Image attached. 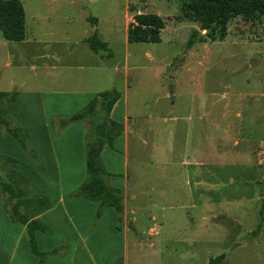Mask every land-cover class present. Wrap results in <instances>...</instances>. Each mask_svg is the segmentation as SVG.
<instances>
[{"label":"rangeland","instance_id":"obj_1","mask_svg":"<svg viewBox=\"0 0 264 264\" xmlns=\"http://www.w3.org/2000/svg\"><path fill=\"white\" fill-rule=\"evenodd\" d=\"M21 1L29 36L34 17L52 13L55 20L47 25L56 32L55 51L72 46L64 55V65L72 68L59 78L61 85L45 88L72 90L75 84L94 90L95 78L98 88L115 85L122 93L125 104L118 111L128 113L121 136L129 139L130 153L126 146L120 151L128 168L112 177L128 183L125 209L141 213L143 230L151 222L156 226L154 236L142 235V245L131 244L127 253L125 248L124 264H206L221 253L228 255L224 264L264 262V14L233 18L223 40H210L203 30V40L188 47L191 32L200 27L185 16L188 0ZM143 12L166 19L160 42H128V25ZM89 16L100 20L98 33L115 54L109 64H101L81 40L95 31ZM18 43L5 40L0 30V91L31 92L38 85L29 68L17 67ZM110 64L115 69L109 70ZM63 106L55 109L71 114ZM55 133L60 132L55 128ZM21 151L23 168L36 172L35 160ZM114 157L107 154L106 164L122 165ZM60 158L57 172L42 171L35 188L29 181L36 194L43 190L52 199L60 192L54 173L80 165L76 155L67 164ZM129 220L123 217L120 226ZM105 250L104 264H115V248Z\"/></svg>","mask_w":264,"mask_h":264},{"label":"crops","instance_id":"obj_2","mask_svg":"<svg viewBox=\"0 0 264 264\" xmlns=\"http://www.w3.org/2000/svg\"><path fill=\"white\" fill-rule=\"evenodd\" d=\"M51 14H37L34 17L35 21L31 30V36H29L26 17V38L22 41L7 40L19 42L18 44L22 45L20 47L22 49L17 51L18 55H15L18 57L17 67L29 68L34 73V77L38 78L36 88L31 92L16 91L18 92L17 100L7 104L12 119L19 125L26 127L29 131L31 143L36 154V160L33 162L37 165L35 168L36 172L32 169L33 173H31L28 169L25 170L23 168L24 160L20 158L23 147L15 141L10 140L1 128L0 154L7 155L18 161V166L26 173L31 185L33 184L32 188H35V183L38 185L37 180L42 171L57 172L55 165L58 164L60 157L63 156L60 159L65 164H67L66 161L70 160L72 154L78 158L80 165H77V170H74L75 166H69L68 164V166L66 165L65 172H61L60 174L54 173L53 176L56 179V184L60 187V192L57 195H52V207L39 216L52 230L51 233L39 232L37 234L40 249L50 251L54 248H60L57 254L50 255L47 258L45 264H104L105 249L109 246L115 248V264H124V259H127L125 248L127 253L131 244L142 245V242L146 238H142V235L154 236L156 226L151 222L143 230L139 225V223L141 224L139 221L141 213L137 210L129 211L124 208V211L120 214L114 208L108 207L98 216V202L83 198H66V194L76 189L86 177L84 126L80 122H75L62 129L56 135L55 128L50 123V118L68 112V110H56L55 107L57 105L62 107L66 105L70 113H73L88 103L97 93L104 91L102 90L104 88H98L99 82L95 78H91L93 82L91 85H94V90H86L84 86L75 84L72 85V90L55 91L51 88H45L46 84L48 87L53 84L61 85L59 78L63 76L67 69L72 68V66L64 65V55H67L72 50V46L69 47L70 43L65 45V48L63 47V52L55 51L54 46L56 41H54L53 37L56 36V32L53 27L49 29L47 25L51 20H55L51 18ZM99 23V19L97 23H93L97 32L100 29ZM86 37L81 40L88 44L84 41ZM15 49L17 48L15 47ZM91 50L95 52L92 48ZM95 53L101 64H107L109 62L108 58H113L115 55L112 51V57L106 55L105 58L102 54L106 52ZM8 64L12 66L13 62L9 61ZM77 68L84 70L83 65H77ZM112 68L115 69L110 64L109 70ZM107 73L108 76H112L111 73ZM78 81L81 82V77L78 78ZM109 83H111V80ZM46 97L52 99L59 98L62 101L58 104L57 101L51 103L52 99L47 101ZM122 98L121 93V97L111 111V117L126 124L128 110L124 108L123 113H119L118 111L121 109L120 106H124L125 104ZM114 146L115 149H112L108 145L105 146L102 156L105 164L107 154L115 156L114 159L117 158V163L122 161V165L116 164L115 168H113L114 166L109 167L106 164L107 169L112 173H118V171L122 173L128 168L127 164L129 160H124L120 151L126 146L127 153L129 152V139L126 143V141H123L122 136H119L115 140ZM65 153H68L69 156H66ZM110 182L112 185L123 190L128 186V183L119 176L111 177ZM36 191L37 194L49 197V194L43 190ZM123 217L130 220L127 222L128 225L121 227L120 222ZM154 217L158 218V216ZM121 234L123 236L122 239L120 238ZM259 236H262V232L256 238ZM109 240L110 245L108 243ZM149 240L150 246L154 247L155 241L152 240V237H149ZM236 244L239 246L243 245L241 242ZM207 255L209 253L205 254V257ZM225 255L222 261L223 264L228 257L227 253ZM209 260L206 264H209ZM38 262L39 257L31 252L27 226L21 222L13 221L7 210L0 203V264H38ZM261 264H264V262Z\"/></svg>","mask_w":264,"mask_h":264},{"label":"trees","instance_id":"obj_3","mask_svg":"<svg viewBox=\"0 0 264 264\" xmlns=\"http://www.w3.org/2000/svg\"><path fill=\"white\" fill-rule=\"evenodd\" d=\"M184 13L186 17L200 24L188 38L187 46L192 47L203 40V30H207L210 40H223L233 18L242 16L255 19L263 15L264 0H188L184 4ZM88 20L92 23L98 22L97 17L89 16ZM165 27L166 19L156 12L134 15L127 28L128 42L158 43L162 40ZM0 29L6 40L22 41L26 38V12L21 0H0ZM84 41L95 52H106L108 57H112L108 42L101 39L97 31ZM17 97L16 91H0V128L9 139L21 145L36 160L28 129L15 122L8 113L7 104L16 101ZM120 97V91L113 86L97 93L79 110L66 116L55 115L50 119L59 132L75 122H81L84 126L86 178L76 189L67 193L66 198L98 202V216L108 207L114 208L120 214L125 208L123 189L111 184L110 178L115 174L107 169L102 156L105 146L115 148L114 141L124 133V124L111 117V111ZM0 191L7 194L5 196L0 192V203L13 221L27 226L31 252L39 257L38 264H45L50 255L57 254L60 250H41L37 238L39 232H52L49 225L39 217L52 207L51 198L36 194L31 189L26 173L18 166V161L3 154H0ZM263 211L264 204L261 220ZM261 226L260 222L257 229ZM225 256V253H221L212 257L209 264H220Z\"/></svg>","mask_w":264,"mask_h":264},{"label":"water","instance_id":"obj_4","mask_svg":"<svg viewBox=\"0 0 264 264\" xmlns=\"http://www.w3.org/2000/svg\"><path fill=\"white\" fill-rule=\"evenodd\" d=\"M184 58V55L182 56V58L181 59H183ZM176 65H178V64H176Z\"/></svg>","mask_w":264,"mask_h":264}]
</instances>
